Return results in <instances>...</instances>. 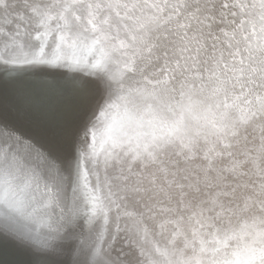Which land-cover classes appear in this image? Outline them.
Returning a JSON list of instances; mask_svg holds the SVG:
<instances>
[{"label": "snow or ice", "instance_id": "1", "mask_svg": "<svg viewBox=\"0 0 264 264\" xmlns=\"http://www.w3.org/2000/svg\"><path fill=\"white\" fill-rule=\"evenodd\" d=\"M9 97L0 264H264V0H0Z\"/></svg>", "mask_w": 264, "mask_h": 264}, {"label": "bare ground", "instance_id": "2", "mask_svg": "<svg viewBox=\"0 0 264 264\" xmlns=\"http://www.w3.org/2000/svg\"><path fill=\"white\" fill-rule=\"evenodd\" d=\"M68 76H72V75H78V74H72V73H68L67 74ZM60 79V77H52V76H46V77H43V79H47V80H51V79ZM2 100L5 99L9 104L12 103V100L11 98H1ZM22 259H25V257H22Z\"/></svg>", "mask_w": 264, "mask_h": 264}, {"label": "water", "instance_id": "3", "mask_svg": "<svg viewBox=\"0 0 264 264\" xmlns=\"http://www.w3.org/2000/svg\"><path fill=\"white\" fill-rule=\"evenodd\" d=\"M0 103H4V104H6V105H10L5 99H1L0 98ZM68 195L70 196L71 195V193H70V191H69V193H68ZM83 222V221H82ZM85 227H87L86 225H85ZM126 247V246H125Z\"/></svg>", "mask_w": 264, "mask_h": 264}]
</instances>
